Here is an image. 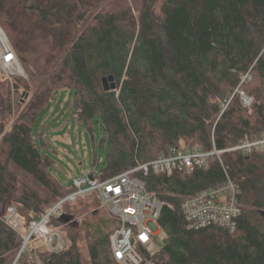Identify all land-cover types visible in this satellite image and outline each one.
<instances>
[{
    "label": "trees",
    "instance_id": "obj_1",
    "mask_svg": "<svg viewBox=\"0 0 264 264\" xmlns=\"http://www.w3.org/2000/svg\"><path fill=\"white\" fill-rule=\"evenodd\" d=\"M0 28L28 75L0 72V218L15 205L23 222L16 232L0 219V264H83L77 236L64 227L63 251L32 242L20 252L29 221L73 191L49 172L51 159L36 145H45L44 135L34 132L37 114L61 89L73 91L78 123L98 121L107 134L105 162L92 177L111 179L170 147L222 151L205 169L142 177L164 204L163 246L142 264H264V150L228 151L264 137V0H0ZM110 75L116 90L105 92ZM224 167L240 187L235 230L188 229L182 198L223 183ZM94 197L62 204V214L83 215L89 264H120L110 244L116 219L82 203Z\"/></svg>",
    "mask_w": 264,
    "mask_h": 264
},
{
    "label": "built area",
    "instance_id": "obj_2",
    "mask_svg": "<svg viewBox=\"0 0 264 264\" xmlns=\"http://www.w3.org/2000/svg\"><path fill=\"white\" fill-rule=\"evenodd\" d=\"M3 35L0 31V40ZM15 59L17 61L7 40L6 45L0 46V70L7 77L22 75L15 70V66H12ZM245 77L250 78L248 75ZM240 97L245 107L251 106V98L243 93H240ZM252 149L264 150V137L245 140L228 151L249 153ZM220 153L222 151L215 149L206 152L199 145L170 147L167 152L160 154L157 158L140 163L133 169L108 180H100L90 174L75 177L72 180L73 191L70 194L57 202L39 219L29 221L27 233L21 234L23 244L20 252L32 242L36 243L37 248L42 251H63L67 242L52 223L57 222L62 215V204L73 203L80 197L93 194L99 201L101 209L116 219L117 226L110 234V244L115 260L120 264H142L144 254L153 255L157 251L151 238L159 231L157 220L164 206L153 194L145 190L142 177L149 174L171 175L176 171L190 173L196 168L205 169L209 159L212 156L218 157ZM223 170L225 173L223 183L182 198L180 209L188 229L200 230L208 226H218L231 232L235 230L241 215L240 187L229 177L225 167ZM0 219L13 231H21L23 222L15 205L9 206Z\"/></svg>",
    "mask_w": 264,
    "mask_h": 264
},
{
    "label": "rangeland",
    "instance_id": "obj_3",
    "mask_svg": "<svg viewBox=\"0 0 264 264\" xmlns=\"http://www.w3.org/2000/svg\"><path fill=\"white\" fill-rule=\"evenodd\" d=\"M0 72L7 77L1 70ZM15 76L22 77L26 80L28 79L25 71L24 75ZM73 99L74 93L72 90L61 89L56 91L34 120V132H42L41 134L44 135L43 142L45 144L42 147L40 141L37 140L36 145L42 153L51 159V165L49 166L51 175L66 188H70L72 180L80 175L95 173L98 176L109 150L108 141H105L107 134L104 126L98 121H95L90 127L78 123L73 114V107L71 106ZM12 169L36 191H45L29 175L16 167L12 166ZM82 203L87 204L88 212L94 216H101L103 214L105 218L111 217L106 211L101 209L96 197ZM61 213H64V207ZM72 221L75 222L74 226H69V224L66 227L62 225L57 228L63 236V227V230L67 234L77 236L82 262L83 264H89L85 250L86 244L80 238L83 215L74 218ZM72 221L69 220L68 223ZM53 224L56 225L58 223L53 222ZM163 240L164 232L159 228L158 233L151 238V242L159 250L163 246ZM65 241L67 242L66 238Z\"/></svg>",
    "mask_w": 264,
    "mask_h": 264
},
{
    "label": "water",
    "instance_id": "obj_4",
    "mask_svg": "<svg viewBox=\"0 0 264 264\" xmlns=\"http://www.w3.org/2000/svg\"><path fill=\"white\" fill-rule=\"evenodd\" d=\"M0 31L2 32V34H4L3 33V31L1 30V28H0ZM4 36H5V34H4ZM18 62V64L20 65V63H19V61H17ZM20 67H21V65H20ZM22 68V67H21ZM22 75H24V70H23V68H22ZM102 85H103V89H104V91L105 92H109V91H115L116 90V83L114 82V78H113V76H108V77H104V78H102ZM59 219L62 221V222H65V223H67V222H69V220H70V217L69 216H67V215H64V214H62L60 217H59Z\"/></svg>",
    "mask_w": 264,
    "mask_h": 264
},
{
    "label": "bare ground",
    "instance_id": "obj_5",
    "mask_svg": "<svg viewBox=\"0 0 264 264\" xmlns=\"http://www.w3.org/2000/svg\"><path fill=\"white\" fill-rule=\"evenodd\" d=\"M3 35V34H2ZM3 44L6 45L7 44V39L3 36H1V40H0V46L3 47ZM13 67L15 66V70L19 73L22 72V68L20 67V65H18L16 59H15V63H13L12 65Z\"/></svg>",
    "mask_w": 264,
    "mask_h": 264
}]
</instances>
